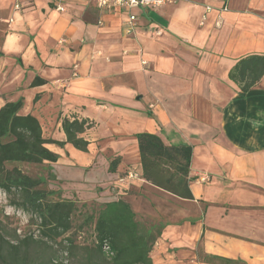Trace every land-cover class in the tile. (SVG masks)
I'll return each instance as SVG.
<instances>
[{"label": "crops", "instance_id": "0c3cea01", "mask_svg": "<svg viewBox=\"0 0 264 264\" xmlns=\"http://www.w3.org/2000/svg\"><path fill=\"white\" fill-rule=\"evenodd\" d=\"M250 56L264 57V0L108 12L96 0H0V108L22 100L19 115L59 142L62 119L91 124L86 152L45 145L54 182L65 198L122 200L161 226L152 264H264V74L246 92L231 79ZM144 133L192 148L191 199L142 177ZM163 167L166 186L182 177Z\"/></svg>", "mask_w": 264, "mask_h": 264}, {"label": "trees", "instance_id": "16d2710c", "mask_svg": "<svg viewBox=\"0 0 264 264\" xmlns=\"http://www.w3.org/2000/svg\"><path fill=\"white\" fill-rule=\"evenodd\" d=\"M264 74V57L250 56L240 60L231 74V79L241 85L246 92ZM45 84L35 78L31 86ZM22 100L7 102L0 108V190L12 196L11 205L20 208L36 218L38 239L31 235L15 242L0 234V264H44L33 256V248L38 245L63 243L65 257L77 259V264H152L149 252L160 235L161 226L148 225L136 219L130 206L117 200L103 204L97 211L88 210L85 204L76 205L72 198H65L61 190H48V180L55 175L48 166V176L31 177L22 173L11 164L42 165L55 163L58 156L45 148L46 144L63 147L71 144L75 149L86 152L88 142L80 137L91 124L85 120L62 119L61 128L66 136L64 142L43 138L38 120L28 114L19 115ZM142 177L157 187L169 189L173 194L191 199L187 180L192 148L187 145L165 146L154 135H137ZM118 163L114 159L109 170L115 171ZM163 166L173 167L182 176L175 184L166 186L162 181L167 170ZM181 189L178 191L176 189ZM83 216L78 230L86 228L93 237L92 244L79 246L75 241L74 219ZM76 229L74 231H76ZM107 247V251L103 248ZM211 264V257L205 259ZM49 262V259H48ZM50 264H63L53 258Z\"/></svg>", "mask_w": 264, "mask_h": 264}, {"label": "rangeland", "instance_id": "374dc122", "mask_svg": "<svg viewBox=\"0 0 264 264\" xmlns=\"http://www.w3.org/2000/svg\"><path fill=\"white\" fill-rule=\"evenodd\" d=\"M17 167L22 173L27 174L31 177L42 176L47 177L49 170V163H43L42 165L34 164H11L7 165L8 168ZM78 176L76 173L72 174V177ZM55 180L47 181V189L49 190H58L60 188L59 183H55ZM76 201V205L81 207L82 202L76 196H70ZM12 196H9L5 192L0 190V234L4 235L8 240L15 242L16 239H23L24 237L31 235L34 239H38V230H37V220L30 213L20 209L15 208L11 205ZM88 210L97 211L102 205L90 201L85 203ZM83 216L76 217L73 221L74 230L77 228L78 224L82 221ZM148 224V221H141ZM70 231L63 237H67L71 232H75V241L79 246H86L92 244L93 237L90 233V230L83 228L81 230L76 229V231ZM63 243L60 239L56 243L48 242V245H38L33 248L34 254L38 260L44 261V264H50V260L53 258L63 262V264H77V259L73 257H65V252H62ZM49 259V262H48Z\"/></svg>", "mask_w": 264, "mask_h": 264}, {"label": "built area", "instance_id": "2783aa9c", "mask_svg": "<svg viewBox=\"0 0 264 264\" xmlns=\"http://www.w3.org/2000/svg\"><path fill=\"white\" fill-rule=\"evenodd\" d=\"M175 1L176 0H96V5L100 10L104 12H108V11H112L114 8L117 7H126L128 9L138 8V7L160 8L165 4L174 3ZM56 9L58 11H63V8L60 6H58ZM135 19L136 18L134 15H130L128 17V20L126 22L127 32L132 31V27ZM135 177L136 174L133 171H128L125 176L126 179H133ZM103 249L107 251V247H104Z\"/></svg>", "mask_w": 264, "mask_h": 264}]
</instances>
